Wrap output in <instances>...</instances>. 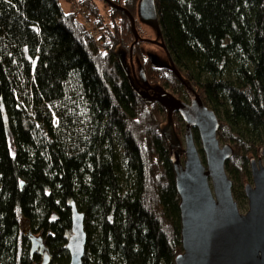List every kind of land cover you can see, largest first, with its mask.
Masks as SVG:
<instances>
[{
	"label": "trees",
	"instance_id": "trees-1",
	"mask_svg": "<svg viewBox=\"0 0 264 264\" xmlns=\"http://www.w3.org/2000/svg\"><path fill=\"white\" fill-rule=\"evenodd\" d=\"M61 1L76 0H0V264H43L45 254L70 264L72 202L84 215L83 264H175L180 197L165 132L172 124L183 145L185 123L138 96L122 67L135 38L115 7L140 32L141 0H105L103 12L77 0L97 20L100 46ZM155 4L172 69H152L146 42L134 48L136 68L176 94L174 68L215 111L233 149V195L244 199L264 147V0Z\"/></svg>",
	"mask_w": 264,
	"mask_h": 264
},
{
	"label": "water",
	"instance_id": "water-1",
	"mask_svg": "<svg viewBox=\"0 0 264 264\" xmlns=\"http://www.w3.org/2000/svg\"><path fill=\"white\" fill-rule=\"evenodd\" d=\"M115 8L126 13L132 22L135 41L130 50V62L133 65V49L141 40L136 20L124 8ZM138 14L160 36L155 0H141ZM149 60L154 67L161 66L155 56L149 55ZM121 63L138 96L149 102H158L168 111L170 121L172 114L178 113L185 123L183 148L172 124L165 132L175 151V182L180 197L183 252L176 257L175 264H264V147L259 161L252 162L251 183L244 191L248 210L242 213L233 195V181L226 171L233 149L229 145H222L219 140L220 120L215 111L204 103L199 93L174 68L183 85L192 90L194 97L191 103L176 98L162 87L157 94H151L146 88L139 89L123 60ZM139 78L144 87L149 85L142 67ZM194 131L201 141L205 161L196 146ZM70 209L72 234L66 246L70 264H83L87 241L84 215L74 202L70 203ZM48 262L49 256L45 254L43 264Z\"/></svg>",
	"mask_w": 264,
	"mask_h": 264
},
{
	"label": "rangeland",
	"instance_id": "rangeland-1",
	"mask_svg": "<svg viewBox=\"0 0 264 264\" xmlns=\"http://www.w3.org/2000/svg\"><path fill=\"white\" fill-rule=\"evenodd\" d=\"M95 1V0H94ZM97 5L101 8L102 12L105 11V10H108V5L106 3V1H103V2H97ZM61 5L63 7V9L66 11V12H70V5L69 3H66L65 1H61ZM139 29H140V37L143 36V37H146V38H149V39H152V40H156V38H158V35H157V32H156V29L150 27L149 25H147L146 23H140L139 24ZM139 31V30H138ZM142 38V37H141ZM96 43H97V39H95ZM98 44V43H97ZM99 46V44H98ZM143 47L146 48V49H149L151 52V54L149 55H152V54H155L157 55L156 53H159L160 55H162L161 52L158 51L157 48H155V46L151 45V44H148V43H145L143 44ZM154 56V55H153ZM156 57V56H155ZM129 59H130V55H129ZM159 62H164L162 59L159 60ZM129 63H130V66H129V72L131 70V75H133L135 68H136V65L134 63V57H133V65L131 64L130 60H129ZM166 63H170V62H166ZM124 65L126 67V69H128L127 65H126V62L124 60ZM138 67V66H137ZM139 69L140 68H136V72L139 74ZM136 74V73H134ZM132 78V77H131ZM153 85V84H152ZM194 134V137H195V143H196V146L200 152V155H201V158L205 161V155H204V152L202 151V146H201V141L199 139L198 134L197 132L193 133ZM184 136H185V129H184ZM184 136H183V139H184ZM184 144V143H183ZM222 144V143H221ZM223 145V144H222ZM185 147V144L183 145ZM185 157L183 156V159ZM259 160L257 159L256 162H258ZM237 195L235 194V198H236V201L238 202L239 204V208H240V211L242 213H245L247 210H248V201H247V198L245 197L244 199H238V197H236ZM18 211H20L18 209ZM18 220H19V223H20V235H23V234H28L30 232V224L28 222L27 219H25L20 212H18Z\"/></svg>",
	"mask_w": 264,
	"mask_h": 264
},
{
	"label": "flooded vegetation",
	"instance_id": "flooded-vegetation-1",
	"mask_svg": "<svg viewBox=\"0 0 264 264\" xmlns=\"http://www.w3.org/2000/svg\"><path fill=\"white\" fill-rule=\"evenodd\" d=\"M147 25H149L150 27H152L153 29H154V27L152 26V25H150V24H147ZM157 32V31H156ZM142 38H141V40H140V42H146V43H148V44H151V45H153V46H155V48H157L158 49V51L159 52H161L162 53V55H160L159 53H156L157 55H155V54H152V55H154V56H156V58H157V60H158V62H159V60L160 59H162L164 62L161 64L160 62H159V64H161V65H163V66H160L159 65V67H154L153 65H152V63H151V61L149 60V62H150V66L152 67V69H161L162 67H164L165 69H169V68H171L172 69V67H171V59H170V57H169V54H168V52H167V50L165 49V47L162 45V43H161V41L160 40H152V39H149V38H146V37H143V36H141ZM139 42V43H140ZM138 43V44H139ZM149 54H151V53H149ZM149 54H148V59H149ZM166 62H170V63H166ZM140 69H141V67H139ZM143 68V67H142ZM149 68V67H148ZM140 69H139V71H140ZM144 69V68H143ZM149 70H150V68H149ZM137 70H136V68H135V73H136V78L133 76V80L135 81V83H136V85H137V87L139 88V89H149L148 91L151 93V94H157V90H159L161 87H157V86H154V85H152L151 83H149V85H145L146 87H144V84L142 83V81L140 80V78H139V74L136 72ZM174 72V71H173ZM167 73V74H166ZM165 74H166V77H167V79H168V77H169V72L168 71H166L165 72ZM169 80V79H168ZM182 87L183 88H180L179 89V92L180 93H176V94H173L176 98H178V99H181L182 101H184V102H186V103H191V100L193 99V97H194V95H192L193 93H192V90L190 89V88H188L187 86H185V85H183V83H182ZM163 89H165L166 91H168L169 93H171L172 94V90L171 89H169V87H163ZM182 96H185V97H182ZM178 114V113H177ZM179 115V114H178ZM196 131H194V133H195ZM182 148H183V145L181 146Z\"/></svg>",
	"mask_w": 264,
	"mask_h": 264
},
{
	"label": "built area",
	"instance_id": "built-area-1",
	"mask_svg": "<svg viewBox=\"0 0 264 264\" xmlns=\"http://www.w3.org/2000/svg\"><path fill=\"white\" fill-rule=\"evenodd\" d=\"M99 1H102V0H99ZM70 10L72 13H77L80 15L81 18H84V24L86 25L87 27V30H88V33L90 36H92L94 39H100V33L98 30L95 29V27L97 26V20L94 19L92 21H88L87 20V17L89 16V10L83 6L81 4L80 1H74L71 5H70ZM99 44V42H97ZM100 46V45H99Z\"/></svg>",
	"mask_w": 264,
	"mask_h": 264
},
{
	"label": "bare ground",
	"instance_id": "bare-ground-1",
	"mask_svg": "<svg viewBox=\"0 0 264 264\" xmlns=\"http://www.w3.org/2000/svg\"><path fill=\"white\" fill-rule=\"evenodd\" d=\"M95 1H97V2H103V1H105V0H102V1H99V0H95ZM79 15V14H78ZM135 18V17H134ZM138 19L140 20V23H145V22H143L141 19H140V17H138ZM135 20H136V18H135ZM147 24V23H146ZM134 44V43H133ZM133 44L131 45V47L133 46ZM138 45V44H137ZM136 46V45H135ZM135 46H134V48H135ZM131 47H130V50H131ZM130 50H129V54H130ZM133 51H134V49H133Z\"/></svg>",
	"mask_w": 264,
	"mask_h": 264
}]
</instances>
